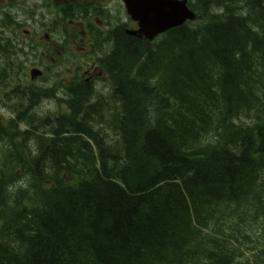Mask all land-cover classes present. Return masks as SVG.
<instances>
[{
    "label": "trees",
    "instance_id": "16d2710c",
    "mask_svg": "<svg viewBox=\"0 0 264 264\" xmlns=\"http://www.w3.org/2000/svg\"><path fill=\"white\" fill-rule=\"evenodd\" d=\"M188 4L93 104L1 73L0 264H264V0Z\"/></svg>",
    "mask_w": 264,
    "mask_h": 264
},
{
    "label": "flooded vegetation",
    "instance_id": "af4514ba",
    "mask_svg": "<svg viewBox=\"0 0 264 264\" xmlns=\"http://www.w3.org/2000/svg\"><path fill=\"white\" fill-rule=\"evenodd\" d=\"M141 2L0 0V65L39 70L43 89L48 83L67 106L83 88L78 81L95 99L107 91L109 66L125 58L128 43L149 42L128 13L129 5L140 8Z\"/></svg>",
    "mask_w": 264,
    "mask_h": 264
},
{
    "label": "water",
    "instance_id": "95a60500",
    "mask_svg": "<svg viewBox=\"0 0 264 264\" xmlns=\"http://www.w3.org/2000/svg\"><path fill=\"white\" fill-rule=\"evenodd\" d=\"M185 1L152 0L137 8L128 10L133 19H137L141 27L140 33L146 38H153L173 27L181 25L186 19L192 20L194 15L186 8ZM36 71H32L31 78H35Z\"/></svg>",
    "mask_w": 264,
    "mask_h": 264
},
{
    "label": "rangeland",
    "instance_id": "374dc122",
    "mask_svg": "<svg viewBox=\"0 0 264 264\" xmlns=\"http://www.w3.org/2000/svg\"><path fill=\"white\" fill-rule=\"evenodd\" d=\"M28 71L29 69L27 68V65L22 66L21 67V71L17 70L16 73L19 74L20 78H23V73L26 72L27 73V79H29V75H28ZM26 79V80H27ZM55 79V78H54ZM41 82H37L36 86L38 87V85H40ZM57 104L53 103V104H43V106H38L35 108V112L39 115V116H44V115H48V113L50 114H55L56 113V109H57ZM169 225H171V222L168 221Z\"/></svg>",
    "mask_w": 264,
    "mask_h": 264
},
{
    "label": "bare ground",
    "instance_id": "6f19581e",
    "mask_svg": "<svg viewBox=\"0 0 264 264\" xmlns=\"http://www.w3.org/2000/svg\"><path fill=\"white\" fill-rule=\"evenodd\" d=\"M97 109H99V108H97Z\"/></svg>",
    "mask_w": 264,
    "mask_h": 264
}]
</instances>
